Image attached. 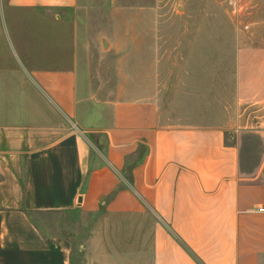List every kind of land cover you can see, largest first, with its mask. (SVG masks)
<instances>
[{
	"label": "crops",
	"instance_id": "obj_1",
	"mask_svg": "<svg viewBox=\"0 0 264 264\" xmlns=\"http://www.w3.org/2000/svg\"><path fill=\"white\" fill-rule=\"evenodd\" d=\"M235 3L259 28L227 35L231 117L196 125L85 79L103 0H0V264H264V0ZM176 36L149 30L153 68L202 69L205 30Z\"/></svg>",
	"mask_w": 264,
	"mask_h": 264
},
{
	"label": "rangeland",
	"instance_id": "obj_2",
	"mask_svg": "<svg viewBox=\"0 0 264 264\" xmlns=\"http://www.w3.org/2000/svg\"><path fill=\"white\" fill-rule=\"evenodd\" d=\"M110 1L103 0L101 9L88 20L83 12L77 14L78 29L90 31L85 38L88 45H83L90 65L85 79L91 78L94 87L101 86L102 95L127 96L134 88H149L161 97L162 109L173 123L212 125L228 121L234 103L235 70L233 47H228L227 35L233 30L259 28L250 24L249 17L242 16L238 4H232L234 0ZM196 28L205 30L203 55L187 61H202V69L186 68L187 63L185 68H171L173 64L166 62L171 54L163 48L157 53L159 67L153 68L154 58L148 45L150 29L162 34L168 29L175 31L177 41L180 33ZM213 30L220 34L215 38L216 47L212 37L207 36ZM175 55L179 60L180 54ZM138 61L140 67H132ZM149 75L153 77L150 82ZM34 216L45 230L48 226L54 228L64 217L57 213Z\"/></svg>",
	"mask_w": 264,
	"mask_h": 264
},
{
	"label": "built area",
	"instance_id": "obj_3",
	"mask_svg": "<svg viewBox=\"0 0 264 264\" xmlns=\"http://www.w3.org/2000/svg\"><path fill=\"white\" fill-rule=\"evenodd\" d=\"M258 212L264 213V206H260L257 208Z\"/></svg>",
	"mask_w": 264,
	"mask_h": 264
}]
</instances>
